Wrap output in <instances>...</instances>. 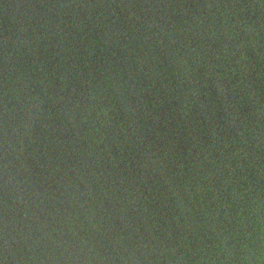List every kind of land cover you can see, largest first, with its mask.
<instances>
[{
  "label": "water",
  "instance_id": "obj_1",
  "mask_svg": "<svg viewBox=\"0 0 264 264\" xmlns=\"http://www.w3.org/2000/svg\"><path fill=\"white\" fill-rule=\"evenodd\" d=\"M0 264H264V0H0Z\"/></svg>",
  "mask_w": 264,
  "mask_h": 264
}]
</instances>
